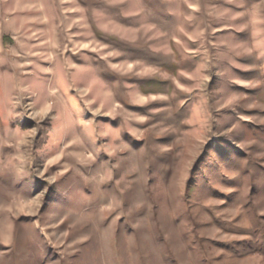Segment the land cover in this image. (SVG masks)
Segmentation results:
<instances>
[{
    "label": "rangeland",
    "instance_id": "obj_1",
    "mask_svg": "<svg viewBox=\"0 0 264 264\" xmlns=\"http://www.w3.org/2000/svg\"><path fill=\"white\" fill-rule=\"evenodd\" d=\"M208 263L264 264V0H0V264Z\"/></svg>",
    "mask_w": 264,
    "mask_h": 264
},
{
    "label": "trees",
    "instance_id": "obj_2",
    "mask_svg": "<svg viewBox=\"0 0 264 264\" xmlns=\"http://www.w3.org/2000/svg\"><path fill=\"white\" fill-rule=\"evenodd\" d=\"M6 42V41H5ZM231 245L230 244H227L225 247H230ZM208 264H210V263H208Z\"/></svg>",
    "mask_w": 264,
    "mask_h": 264
}]
</instances>
